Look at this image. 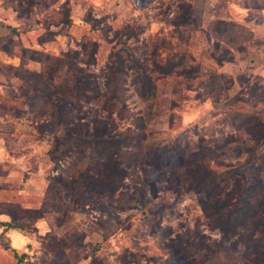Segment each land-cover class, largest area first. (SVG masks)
Returning a JSON list of instances; mask_svg holds the SVG:
<instances>
[{
  "label": "rangeland",
  "instance_id": "rangeland-1",
  "mask_svg": "<svg viewBox=\"0 0 264 264\" xmlns=\"http://www.w3.org/2000/svg\"><path fill=\"white\" fill-rule=\"evenodd\" d=\"M36 1L18 18L13 6L24 8L28 0H0V36L7 37L0 45V67L19 65L23 47L58 55L86 36L99 43L92 70L103 87L110 51L123 47L128 33H133L128 38L131 49L163 39V55L187 50L200 73L189 80L173 74L159 77L151 106L139 99L128 77L127 104L133 117L148 114L146 142L152 146L151 156L135 171L129 169L126 185L115 194L78 195L57 180L61 170L54 168L47 154L51 138L38 132L20 94L22 81L9 80L0 71V264H45L52 257L43 239L49 232L69 240L85 235L84 248L76 242L67 251L71 260L74 253L79 254L76 264L91 263L90 256L83 258L85 254L98 255L104 264H122L117 256L124 249L143 255L141 261L130 264H184L182 248L201 235L220 239L221 234L202 214L204 196L185 189L164 168L168 163L180 165L177 145L194 151L201 136H219L232 128L247 138L240 121L250 115H257L264 124V0H185L204 14L199 29H184L183 39L168 22L178 0ZM217 18L241 24L249 32V39L240 44L242 49L233 47V60L223 65L212 56L217 48L206 29ZM41 38L47 39L43 45L38 42ZM6 45V50L1 49ZM211 74H217L222 92L207 93L205 82ZM226 77H233V86L227 87ZM67 106L91 122L102 117L97 107L82 101ZM113 117L119 130L129 132L134 127L133 117ZM233 117L241 120L231 123ZM255 147L252 163L236 171L244 185L251 181L252 169L264 154V135ZM23 208L39 209L43 216L21 218ZM12 219L18 225L28 224L30 230L5 229L1 223ZM7 244L13 249L5 248ZM23 254L25 260L18 263Z\"/></svg>",
  "mask_w": 264,
  "mask_h": 264
},
{
  "label": "trees",
  "instance_id": "trees-1",
  "mask_svg": "<svg viewBox=\"0 0 264 264\" xmlns=\"http://www.w3.org/2000/svg\"><path fill=\"white\" fill-rule=\"evenodd\" d=\"M36 2L28 0L24 8L13 6L18 18L25 16L24 11H29ZM203 14V10L192 2L178 0L168 22L183 39L184 29L190 32L199 29ZM206 29L209 38L215 39L217 49L212 51V56L218 65L231 62L233 47L242 49L240 44L249 39L248 29L234 21L211 19ZM114 34L119 37V33ZM132 34L128 33L123 47L114 46L110 51L102 73L103 87L99 75L92 70L96 65L99 43L86 36L79 39L75 47L58 55L44 49L23 47L19 65L0 67L2 75L9 80L18 78L22 81L20 94L37 123L40 135L51 138L47 154L54 168L61 170L57 175L58 182L69 192L113 195L126 185L129 169L135 171L151 156L152 146L146 142L148 114L133 117L127 104L128 77L131 76V86L139 99L151 106L159 77L173 74L189 80L200 73L199 66L192 64L193 57L187 50L163 55L160 50L163 39L162 42L153 41L135 47L139 55L134 53L128 44ZM6 39L0 36V45ZM46 40L41 38L38 42L43 45ZM1 49L6 50L7 45ZM218 81L217 74L209 76L205 82L207 93L222 90ZM225 82L233 86L235 80L226 77ZM76 101L97 107L102 117L94 122L84 119L67 106V103ZM114 114L119 119L133 117L134 127L128 129L129 132L119 130ZM237 119L241 120L233 117L231 123ZM240 122L247 138L235 133L233 128L231 131L222 130L219 136H201L194 151L175 146L182 159L180 165L168 163L164 168L169 170L170 178H178L185 189L204 196L201 199L202 214L208 224L221 234L220 239L201 235L182 248L181 252L186 256L184 264H264V154L253 167L251 181L247 185L236 174L238 168L252 163L255 144L264 135V124L257 115H250ZM243 155L245 158L240 161ZM63 161H68L66 166L61 164ZM217 166L223 168L216 169ZM42 214L39 209L23 208L21 218L33 219L42 217ZM1 224L5 229L27 227L30 230L28 224L18 225L16 219ZM84 237L69 240L47 233L43 236L44 245L52 257L45 259L44 263L76 264L79 254L74 253L71 260L67 251L76 246V242L78 247L84 248ZM5 248L13 249L8 244ZM89 256L90 264H104L98 255L85 254L83 258ZM142 256L124 249L117 257L122 264H130L141 261ZM25 258V254L21 255L18 263Z\"/></svg>",
  "mask_w": 264,
  "mask_h": 264
},
{
  "label": "crops",
  "instance_id": "crops-1",
  "mask_svg": "<svg viewBox=\"0 0 264 264\" xmlns=\"http://www.w3.org/2000/svg\"><path fill=\"white\" fill-rule=\"evenodd\" d=\"M256 35L259 36L258 33H256Z\"/></svg>",
  "mask_w": 264,
  "mask_h": 264
}]
</instances>
